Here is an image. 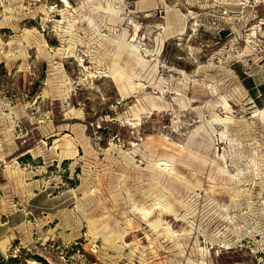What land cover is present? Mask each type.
Returning a JSON list of instances; mask_svg holds the SVG:
<instances>
[{"label": "rangeland", "instance_id": "374dc122", "mask_svg": "<svg viewBox=\"0 0 264 264\" xmlns=\"http://www.w3.org/2000/svg\"><path fill=\"white\" fill-rule=\"evenodd\" d=\"M258 109L264 0H0L3 261L264 264Z\"/></svg>", "mask_w": 264, "mask_h": 264}, {"label": "bare ground", "instance_id": "6f19581e", "mask_svg": "<svg viewBox=\"0 0 264 264\" xmlns=\"http://www.w3.org/2000/svg\"><path fill=\"white\" fill-rule=\"evenodd\" d=\"M64 2V1H63ZM66 3H68L67 1H65ZM99 6H101V5H99ZM166 9V8H165ZM104 10V9H103ZM105 10H107V11H109V12H111L112 14H113V17H117L118 16V14H119V9L118 8H115V7H113V5H111V4H108L107 5V8H105ZM171 12H172V10H171V8H169V7H167V9H166V22H165V24L161 27L162 28V40H165V39H168V38H170L171 37V35L173 34V33H176V31H183L184 30V28H185V25H184V23L185 22H183L184 20H183V18H176V19H174V17L172 18L171 17ZM125 46L124 45H122L121 47H120V50L122 49V48H124ZM120 55H121V53L120 52H118V54H117V56L116 57H114L113 58V60H112V65H111V69H110V74L112 75V77L113 76H116V75H122V72H121V69H120V67H118L119 66V64H118V59L120 58ZM125 76V75H124ZM128 77V76H127ZM130 77H128V79H129ZM131 79V78H130ZM131 82V81H130ZM131 86L133 87V90L135 91V92H140L141 90H143V88H144V84L143 83H141V82H131ZM184 96V95H183ZM149 103H150V105H151V107L153 108V109H155V108H157L158 110L159 109H162L161 107V105H159V104H157V102H155V99L154 98H150V100H149ZM164 105V104H163ZM181 105V104H180ZM182 106V105H181ZM213 106H215V105H213ZM139 112L140 111H144V108H138L137 109ZM157 110V111H158ZM257 112H258V115L259 114H264V109H258L257 110ZM135 115H137V114H135ZM69 145V144H68ZM67 147V146H66ZM181 150H180V152L181 151H184L182 148H180ZM179 151V150H178ZM169 161H166V162H164V163H162V164H160L159 165V167H160V169L163 171V172H166V173H170V174H176V170H175V168L172 166V164H169L168 163ZM234 176V175H233ZM19 181V180H18ZM157 205H159V206H161L163 209H166V210H168V211H172L173 210V206H172V204L167 200V198L166 197H162V198H159V199H157ZM140 208V207H139ZM138 210V209H137ZM143 211V210H142ZM149 213V211L148 210H144V214L145 215H147ZM157 226H160V224L158 223L157 224ZM166 228V227H165ZM166 231H165V233L166 234H169V235H171L172 234V232L169 230V229H165ZM191 232V230H188L187 229V231H186V233H190ZM175 234V233H174ZM7 244H8V241H7V239H5V240H2V241H0V248L3 250V251H5L6 250V246H7ZM131 264H135V263H131Z\"/></svg>", "mask_w": 264, "mask_h": 264}, {"label": "crops", "instance_id": "0c3cea01", "mask_svg": "<svg viewBox=\"0 0 264 264\" xmlns=\"http://www.w3.org/2000/svg\"><path fill=\"white\" fill-rule=\"evenodd\" d=\"M4 259V254L2 253L1 249H0V262H2Z\"/></svg>", "mask_w": 264, "mask_h": 264}, {"label": "water", "instance_id": "95a60500", "mask_svg": "<svg viewBox=\"0 0 264 264\" xmlns=\"http://www.w3.org/2000/svg\"><path fill=\"white\" fill-rule=\"evenodd\" d=\"M227 34H228V31H224V30L221 31L222 36H226Z\"/></svg>", "mask_w": 264, "mask_h": 264}, {"label": "trees", "instance_id": "16d2710c", "mask_svg": "<svg viewBox=\"0 0 264 264\" xmlns=\"http://www.w3.org/2000/svg\"><path fill=\"white\" fill-rule=\"evenodd\" d=\"M9 260H11V259H9ZM0 264H5V262H4V261H2V262H0Z\"/></svg>", "mask_w": 264, "mask_h": 264}]
</instances>
